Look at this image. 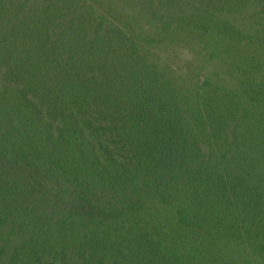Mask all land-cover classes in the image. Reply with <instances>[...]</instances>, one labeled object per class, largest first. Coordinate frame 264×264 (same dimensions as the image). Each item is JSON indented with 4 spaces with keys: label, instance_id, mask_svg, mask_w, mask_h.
<instances>
[{
    "label": "trees",
    "instance_id": "obj_1",
    "mask_svg": "<svg viewBox=\"0 0 264 264\" xmlns=\"http://www.w3.org/2000/svg\"><path fill=\"white\" fill-rule=\"evenodd\" d=\"M0 264H264V0H0Z\"/></svg>",
    "mask_w": 264,
    "mask_h": 264
},
{
    "label": "rangeland",
    "instance_id": "obj_2",
    "mask_svg": "<svg viewBox=\"0 0 264 264\" xmlns=\"http://www.w3.org/2000/svg\"><path fill=\"white\" fill-rule=\"evenodd\" d=\"M182 55H184V58L186 57V54L183 53ZM151 61L159 66L167 80H174L177 77L176 67L172 63L167 62L163 57L154 55Z\"/></svg>",
    "mask_w": 264,
    "mask_h": 264
}]
</instances>
